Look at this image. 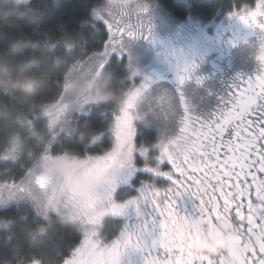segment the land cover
<instances>
[{"label": "rangeland", "instance_id": "1", "mask_svg": "<svg viewBox=\"0 0 264 264\" xmlns=\"http://www.w3.org/2000/svg\"><path fill=\"white\" fill-rule=\"evenodd\" d=\"M29 1L4 0V3L16 8ZM182 1L190 7L194 1L216 0ZM219 1L232 6L216 7V14L209 17L191 11L182 18L159 0H102L92 8V16L106 25L109 31L107 42L110 40L111 46L106 49V42L89 57L71 63L60 97L44 110L46 122L43 127H46L47 138L37 139L33 149L27 150L20 131L6 137L0 148V163L18 164L20 173L3 175L5 171L0 172V209L14 204L32 207L46 222L37 232L40 235L47 231L55 218L71 220L80 232L81 241L62 264H73L93 245L107 246L116 238L114 224L110 219L101 222L103 216L118 207L126 210L132 201L138 208L148 205L144 194L150 193L147 190H152L157 180L156 160L161 157L159 145L172 139L173 133H169L177 131L182 112L179 92L168 86L165 78L160 81L154 78L159 77L158 71L163 62L170 59L164 42L173 33L187 38L196 30L206 38L214 23L223 21L229 24L239 17L238 9L242 11L245 5L250 7L248 3L253 2ZM117 28L123 33L122 39ZM113 36L117 39L112 40ZM114 58L119 61L125 59L131 83L122 102L105 116L112 132L109 141L111 149L101 151L99 155L86 153L83 156L51 149L62 134L75 130L81 116L89 114L96 104L107 101L108 95L100 81L106 65ZM234 58L238 59V53H234ZM209 64L200 72L208 73L211 69ZM199 90V95L204 97L206 91ZM189 97L190 106L193 105L191 99L196 97ZM114 117L117 119L114 120ZM19 120L22 122L21 118ZM25 120V125H34L32 119ZM11 122L14 123L13 117ZM117 127L123 137L119 149L116 148ZM151 134L155 135V139L148 144L145 140ZM101 138L100 135L96 140ZM141 149L146 151L141 152ZM102 153L106 154L101 156ZM23 157L26 161L22 164ZM146 164L149 165V175L144 170ZM6 171L8 173L12 169ZM146 180L152 187H145ZM11 221L0 218V229L10 228Z\"/></svg>", "mask_w": 264, "mask_h": 264}, {"label": "trees", "instance_id": "2", "mask_svg": "<svg viewBox=\"0 0 264 264\" xmlns=\"http://www.w3.org/2000/svg\"><path fill=\"white\" fill-rule=\"evenodd\" d=\"M101 1L30 0L15 8L0 0V148L15 131L23 134L27 150L33 149L37 139L47 138L44 110L60 97L69 66L108 40L106 25L92 16V8ZM159 1L182 18L191 11L209 17L216 14V7L232 6L219 0L194 1L190 7L182 0ZM100 83L107 101L81 116L72 133L58 138L57 152L83 156L111 149L112 132L105 116L122 102L131 83L125 59L109 62ZM27 118L32 119V127L25 125ZM100 135L101 140H96ZM154 139L151 134L145 142ZM8 169L12 171L7 173ZM1 171L19 174L20 165L0 163ZM0 218L13 222L10 228L0 229V264H62L81 241L80 232L68 219L55 218L43 235L37 234L46 222L30 206L1 208Z\"/></svg>", "mask_w": 264, "mask_h": 264}, {"label": "snow or ice", "instance_id": "3", "mask_svg": "<svg viewBox=\"0 0 264 264\" xmlns=\"http://www.w3.org/2000/svg\"><path fill=\"white\" fill-rule=\"evenodd\" d=\"M237 14L244 24L264 29V0H255L251 8L245 5ZM138 23L143 25L142 21ZM117 32L122 39L119 28ZM110 46L109 40L106 49ZM188 71L185 68L180 75L181 83ZM115 137L119 149L123 139L119 127ZM55 147L51 145V149ZM159 147L161 157L171 164V169L163 174L169 179L174 177L172 188H153L150 193L161 229H166L181 214L176 208L175 195L183 191L198 201L196 216L213 223L237 222L248 236L264 232V75L240 79L230 95L221 98L211 116L184 115L178 135ZM162 241L161 233L158 241L153 242V249L158 247L159 251L147 250L137 234L126 232L104 249L94 264H118L125 248L146 251L145 264H166L168 252L161 247ZM230 260L225 253L216 256L212 264H230ZM243 264H264V250L249 253Z\"/></svg>", "mask_w": 264, "mask_h": 264}, {"label": "flooded vegetation", "instance_id": "4", "mask_svg": "<svg viewBox=\"0 0 264 264\" xmlns=\"http://www.w3.org/2000/svg\"><path fill=\"white\" fill-rule=\"evenodd\" d=\"M248 4L251 8L255 0ZM164 48L168 51L167 56L170 59L166 62L162 60L163 67L158 71L159 77L154 78L158 81L165 78L167 85L179 92L182 103L180 126L184 115L188 113L202 118L211 116L219 106L221 98H227L240 79L264 75V29L246 25L239 17L229 24L223 21L214 23L206 38L197 30L187 38L173 33L164 42ZM234 53H238L237 60ZM207 64L211 66L210 71L200 72ZM185 68L189 70L188 76L181 83L179 77L183 75ZM200 88L206 91L204 97L199 95ZM190 95L196 98L191 99L193 105L189 106ZM180 126L176 128L177 131L169 133H173L172 138L178 135ZM156 163L158 171L154 188H172L174 177L169 179L163 174L171 169L170 162L159 157ZM148 168L149 165L146 164L144 170L149 175ZM146 181L145 187H152L150 181ZM147 191L151 193L152 190ZM142 193H145L143 189ZM150 193L144 194L148 201L146 207L140 205L139 209L136 207L138 205L131 202L126 210L118 207L103 216L101 222L110 219L114 224L116 238L107 243V246L93 245L72 263L94 264L104 249L120 240L126 232L137 234L144 249L152 251H159L158 247L153 249V242L158 241L162 233L161 247L166 248L168 252L166 264H202L203 261L212 264L216 256L225 253L231 257L230 264H243L244 257L249 253L264 250V232L258 231L248 236L237 222L213 223L205 217L196 216L198 201L183 191L175 195L176 208L181 214L173 219L166 229H161L160 216L150 199ZM146 254L143 249L125 248L118 264H145Z\"/></svg>", "mask_w": 264, "mask_h": 264}]
</instances>
